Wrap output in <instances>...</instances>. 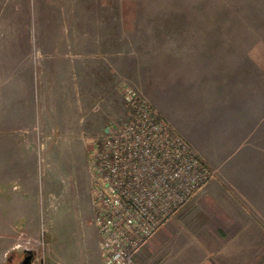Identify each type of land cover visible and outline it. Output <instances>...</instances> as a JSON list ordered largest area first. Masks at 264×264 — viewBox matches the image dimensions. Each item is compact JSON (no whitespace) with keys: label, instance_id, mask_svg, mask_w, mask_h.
<instances>
[{"label":"rangeland","instance_id":"rangeland-1","mask_svg":"<svg viewBox=\"0 0 264 264\" xmlns=\"http://www.w3.org/2000/svg\"><path fill=\"white\" fill-rule=\"evenodd\" d=\"M257 52L264 0H0V231L15 232L0 264L24 248L36 250L33 264H107L91 159L104 131L128 119L126 89L183 136L175 98L190 86L204 94L207 58L246 64ZM188 203L130 264L217 254L180 217Z\"/></svg>","mask_w":264,"mask_h":264},{"label":"crops","instance_id":"crops-1","mask_svg":"<svg viewBox=\"0 0 264 264\" xmlns=\"http://www.w3.org/2000/svg\"><path fill=\"white\" fill-rule=\"evenodd\" d=\"M248 59L207 58L204 94L190 86L175 98L173 124L214 171L180 216L217 253L198 264H264V55ZM0 233L12 248L15 232Z\"/></svg>","mask_w":264,"mask_h":264},{"label":"built area","instance_id":"built-area-1","mask_svg":"<svg viewBox=\"0 0 264 264\" xmlns=\"http://www.w3.org/2000/svg\"><path fill=\"white\" fill-rule=\"evenodd\" d=\"M126 105L128 119L104 131L91 159L94 222L107 264H130L214 175L132 89Z\"/></svg>","mask_w":264,"mask_h":264},{"label":"flooded vegetation","instance_id":"flooded-vegetation-1","mask_svg":"<svg viewBox=\"0 0 264 264\" xmlns=\"http://www.w3.org/2000/svg\"><path fill=\"white\" fill-rule=\"evenodd\" d=\"M20 255L17 257V252H16V258H15V260H13V254H11V255H9L8 257H7V262L9 263V264H20V262H22V259L24 258V256L27 254L25 251H24V249H22V250H20V253H19ZM36 258V251H35V254H34V256H33V262H32V264L34 263V259Z\"/></svg>","mask_w":264,"mask_h":264},{"label":"water","instance_id":"water-1","mask_svg":"<svg viewBox=\"0 0 264 264\" xmlns=\"http://www.w3.org/2000/svg\"><path fill=\"white\" fill-rule=\"evenodd\" d=\"M24 251L27 253L24 258L22 259V262H20V264H32L33 262V256L35 254V249H28V248H24Z\"/></svg>","mask_w":264,"mask_h":264}]
</instances>
